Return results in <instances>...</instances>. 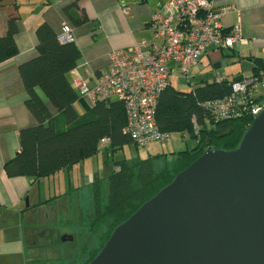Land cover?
<instances>
[{"label": "trees", "instance_id": "1", "mask_svg": "<svg viewBox=\"0 0 264 264\" xmlns=\"http://www.w3.org/2000/svg\"><path fill=\"white\" fill-rule=\"evenodd\" d=\"M80 1L73 0L66 7V13L75 24L88 19L85 11L82 14L70 11L73 7L79 8ZM3 2L0 0V4ZM18 19L19 15L14 12L8 16L7 32L0 36V63L19 53L15 38ZM36 34L38 54L22 63L19 71L28 95L27 107L38 124L20 130V149L5 164L9 176H26L32 182L71 170L98 155L103 139H108L105 150L113 155L134 143L124 132L127 114L122 100L113 97L90 103L69 79L68 74L82 59L76 41L62 42L48 22L41 23ZM251 59L255 66L250 76L239 74L230 79L203 81L189 91L177 90L171 85L161 93L156 109L160 130L170 135L189 133L196 139L194 147L176 150L173 155L153 154L132 162L113 159L102 174H96L85 186L83 191L89 194L91 201L86 227L90 233H102L84 258V264L98 255L118 225L206 150H232L239 146L254 115L243 111L221 118L206 104L230 96L235 84L244 78L260 76L264 59Z\"/></svg>", "mask_w": 264, "mask_h": 264}, {"label": "crops", "instance_id": "2", "mask_svg": "<svg viewBox=\"0 0 264 264\" xmlns=\"http://www.w3.org/2000/svg\"><path fill=\"white\" fill-rule=\"evenodd\" d=\"M167 1L81 0V9H70L80 14L86 12L88 19L81 24H75L66 13V7L73 0H4L0 4V36L7 32L9 14L19 15L15 36L19 53L0 63V264H10L18 253L27 251L28 245L35 246L32 230L37 216L60 196L52 194V188H57L55 184L61 186L67 182L63 196L72 190L83 191L88 178L93 180L96 174H100V169L86 164L96 155L71 170H63L35 182L26 176L11 177L5 170V164L20 149V130L38 124L27 107L28 95L19 71L22 63L38 54L37 27L48 22L59 35L65 24L72 27L82 59L68 77L76 89L78 78L93 87L101 74L110 69L113 51L130 50L137 43L150 45L156 42L150 28L151 17L158 10L166 12ZM212 1L215 9L224 13V25L228 28L239 25L244 40L233 48L210 47L203 55L210 56V52L223 55L217 68H223L227 62L233 77L252 75L255 64L251 58L264 59V0ZM223 78L230 79L225 75L214 80ZM107 144L104 142L102 147ZM61 173H66L67 180ZM28 231H32L30 239Z\"/></svg>", "mask_w": 264, "mask_h": 264}, {"label": "water", "instance_id": "3", "mask_svg": "<svg viewBox=\"0 0 264 264\" xmlns=\"http://www.w3.org/2000/svg\"><path fill=\"white\" fill-rule=\"evenodd\" d=\"M89 264H264V110L237 148L206 150Z\"/></svg>", "mask_w": 264, "mask_h": 264}, {"label": "built area", "instance_id": "4", "mask_svg": "<svg viewBox=\"0 0 264 264\" xmlns=\"http://www.w3.org/2000/svg\"><path fill=\"white\" fill-rule=\"evenodd\" d=\"M166 7V12L158 10L151 17L156 42L113 51L110 69L93 87L80 78L75 81L81 96L90 103L113 97L122 100L127 114L124 132L142 148L171 136L160 130L156 109L161 93L171 86L174 72L189 76L208 48H233L244 40L239 25H224V13L215 9L212 0H168ZM59 38L62 42L75 41L69 24L63 26ZM206 105L221 118L243 111L258 116L264 110V71L237 82L225 99ZM195 129L198 131L197 125Z\"/></svg>", "mask_w": 264, "mask_h": 264}, {"label": "rangeland", "instance_id": "5", "mask_svg": "<svg viewBox=\"0 0 264 264\" xmlns=\"http://www.w3.org/2000/svg\"><path fill=\"white\" fill-rule=\"evenodd\" d=\"M209 55L201 56L199 63L191 69L189 76L176 70L172 76L171 85L177 90L189 91L203 80L213 81L225 75L233 77L227 62H224L223 68H217L223 55L220 53L214 55V52H210ZM195 145L196 139L189 133L172 134L167 140L152 142L147 148H138L131 143L114 155L102 147V151L93 157L94 159L92 158L93 161L88 159L86 164H90V168L100 169L99 173L102 174L107 165L112 164L113 159H126L132 162L146 159L153 154L173 155L176 150L192 148ZM61 175L64 180H67L66 173ZM90 179L88 178L87 184L92 181ZM55 185L57 188L55 190L52 188V194L57 193L60 196L44 209L45 212L42 210L43 212L41 211L37 216V223L32 230L35 246L28 245L27 251L18 253L10 264H68L79 255H82L80 258L87 257L91 248L97 244L102 232L90 233L86 227L87 211L91 210L88 205L91 202L89 194L82 190H72L71 193L62 196L66 191L67 182L61 186ZM32 231L27 233L29 239ZM65 236H72L73 239L64 240Z\"/></svg>", "mask_w": 264, "mask_h": 264}, {"label": "flooded vegetation", "instance_id": "6", "mask_svg": "<svg viewBox=\"0 0 264 264\" xmlns=\"http://www.w3.org/2000/svg\"><path fill=\"white\" fill-rule=\"evenodd\" d=\"M81 256L82 255H79V257L74 259L72 263H68V264H84V258H80Z\"/></svg>", "mask_w": 264, "mask_h": 264}]
</instances>
